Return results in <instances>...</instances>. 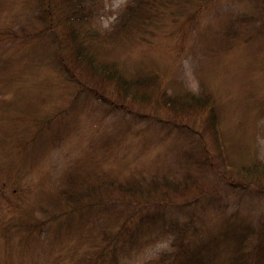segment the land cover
Instances as JSON below:
<instances>
[{"label": "trees", "instance_id": "obj_1", "mask_svg": "<svg viewBox=\"0 0 264 264\" xmlns=\"http://www.w3.org/2000/svg\"><path fill=\"white\" fill-rule=\"evenodd\" d=\"M103 7L17 0L0 27V82L19 84L0 96V264H137L141 249L162 241L139 264H264V209L254 212L264 199V159L230 153L210 91L181 81L169 88L162 69L140 60L127 68L111 54L151 42L172 22L188 23L197 45L214 53L264 43V0H124L106 24ZM22 49L25 58L12 64ZM37 58L60 77L54 86L68 88L51 111L35 107L50 93L23 83ZM84 110L98 113L103 128L50 175L58 161L46 162L49 154ZM131 137L140 152L152 138H170L171 162L123 174Z\"/></svg>", "mask_w": 264, "mask_h": 264}, {"label": "rangeland", "instance_id": "obj_2", "mask_svg": "<svg viewBox=\"0 0 264 264\" xmlns=\"http://www.w3.org/2000/svg\"><path fill=\"white\" fill-rule=\"evenodd\" d=\"M123 2L124 0H103L101 19L104 24L113 18ZM13 6L17 7V0H0V27L10 20ZM16 22V18L11 20L15 26L18 25ZM188 26V23L172 22L166 29L156 32L157 35L151 42H127L121 47L111 49V54L123 60L127 68L132 67L134 61L140 60L149 66L162 69L163 80L167 82L169 88L176 87L181 81L183 85L193 90L210 91L220 107L222 129L230 153L236 159L254 157L264 159V43L239 44V47L230 52L217 50L218 53H214L212 47H216L212 44L203 42V48L197 45L199 41L193 35L195 31ZM205 34L206 37L211 38L212 32L208 30ZM26 52V49L19 50L14 55L12 64L17 65L16 63L22 62ZM26 74L24 76L27 78L23 83H27L31 90L40 91V95L50 93V98L45 104L36 101L35 107L51 111L66 102L68 88L61 86L60 82L58 86L53 85L61 79L41 58L36 59L32 70ZM45 80L50 84L42 88L41 85ZM10 83L0 82V96L5 94L9 97L14 88L19 87L17 82ZM83 112L79 116L75 130L73 129L74 131L61 145L53 150L52 156L49 154L46 162L54 159L58 161L57 167L52 169L50 175L60 173V166L64 160L79 155L88 140L97 136L98 128L100 126L103 128L105 120H100L98 113L89 114V111L85 112V110ZM170 142L171 139L168 137L163 141L152 138V145H149L146 151L140 152L136 149L137 144L140 143L139 139L131 137L128 141L129 154L126 155L124 164L128 168H125V172H120L127 174L126 172L133 165L144 166L148 170L162 161L170 163ZM46 162L45 168L39 166L31 171L30 175L33 179H39L46 173L48 169ZM254 206V212L258 215L264 209V199L259 200ZM165 245L166 243L162 241L144 247L135 256V261L137 264L141 263Z\"/></svg>", "mask_w": 264, "mask_h": 264}]
</instances>
